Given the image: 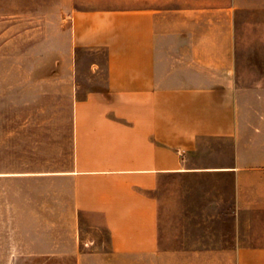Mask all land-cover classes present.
Here are the masks:
<instances>
[{"label":"crops","instance_id":"0c3cea01","mask_svg":"<svg viewBox=\"0 0 264 264\" xmlns=\"http://www.w3.org/2000/svg\"><path fill=\"white\" fill-rule=\"evenodd\" d=\"M207 5L72 13L67 156L0 174L26 215L5 262L264 264V239L217 233L264 215V62L234 0Z\"/></svg>","mask_w":264,"mask_h":264},{"label":"rangeland","instance_id":"374dc122","mask_svg":"<svg viewBox=\"0 0 264 264\" xmlns=\"http://www.w3.org/2000/svg\"><path fill=\"white\" fill-rule=\"evenodd\" d=\"M131 1L0 0V174L34 168V163L49 169L51 158L56 163L67 156L73 88L68 48L71 15L83 8L131 6ZM167 1L174 8L194 4L203 19L209 14V0ZM234 2L238 7L233 12L235 31L243 40L242 61L264 62V0ZM2 184L0 177V264H13L3 257L8 244L18 239L15 223L26 215L10 212L11 182H6V195ZM252 216L249 230H220L218 240L244 239L247 234L251 240L264 239V215Z\"/></svg>","mask_w":264,"mask_h":264}]
</instances>
